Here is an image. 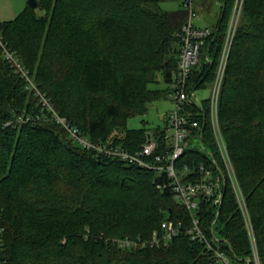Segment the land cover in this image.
<instances>
[{
  "label": "trees",
  "instance_id": "obj_1",
  "mask_svg": "<svg viewBox=\"0 0 264 264\" xmlns=\"http://www.w3.org/2000/svg\"><path fill=\"white\" fill-rule=\"evenodd\" d=\"M177 3L166 9L163 4ZM0 22V38L23 77L0 53V264H205L191 241L188 211L166 174L82 147L56 122L63 118L92 143L129 155L147 134L155 154L169 129L129 130L127 120L165 99L177 73L183 0H36ZM234 0H195V13L218 9L211 35L186 83L191 131L175 170L184 181L200 167L223 170L219 205L196 211L207 241L231 264H254L242 213L212 136L209 99L194 93L214 80ZM41 11L37 14L36 10ZM213 14V13H212ZM198 15V14H197ZM160 76L165 89H151ZM46 103V104H45ZM228 158L244 197L259 264H264V0H244L218 99ZM184 176V177H183ZM181 222L159 248L124 249L115 239H149L161 223ZM214 239L217 240L215 243ZM249 260V262H248Z\"/></svg>",
  "mask_w": 264,
  "mask_h": 264
},
{
  "label": "built area",
  "instance_id": "obj_2",
  "mask_svg": "<svg viewBox=\"0 0 264 264\" xmlns=\"http://www.w3.org/2000/svg\"><path fill=\"white\" fill-rule=\"evenodd\" d=\"M243 1L244 0H234L225 41L215 71L214 80L209 89V121L212 136L220 153L226 176L245 222V227L251 244L253 263L259 264L250 218L246 210L244 197L237 182L233 166L228 158L227 149L222 138L218 120L219 93L223 82L230 46L242 11ZM194 3L195 0H183V8L187 12V19L178 31L181 46L177 60V73L171 84L172 90L170 91L173 109L167 112L164 118L169 129L172 131V133L167 136L168 149L166 151L160 155L155 154L156 143L150 137L140 151L133 155H129L116 147L100 143H92L81 136L75 128L70 127L63 118H60L57 115H54V118L56 119V122L59 123L67 133H69L70 137L82 147L92 149L107 156L119 157L122 160H128L130 163H134L140 167L154 170L157 173L166 174V177L170 180V187L174 199L182 205L190 215L191 225L186 229V234L191 241L203 243L207 253L211 256V261L205 264H231L230 260L221 250L219 245H213V243L207 241L204 233L200 229L199 219L196 214L201 200H205L206 202L211 201L213 205L220 204L222 198L221 183L224 179L223 170L215 165L217 170L216 173H214V171H211L210 169L200 167L202 177L199 180L192 182L184 181V178L177 173L174 167L175 162L181 157L187 147V139L191 135V131L198 127V123L190 120L185 112V106L190 102V95L186 92V83L192 68L198 63L201 47L204 45L205 40L211 35V29L197 25L196 20L198 19V16L195 13ZM0 53L5 60L11 64V66L21 73L23 77L26 76L19 61L2 43L1 38ZM181 227V222L174 223L172 221H164L161 223L160 231L154 230L149 239L141 240L138 238L132 240L125 238L115 239L112 240V242L120 248L129 250L164 247L178 235ZM214 241L215 243L217 242L216 239H214Z\"/></svg>",
  "mask_w": 264,
  "mask_h": 264
},
{
  "label": "rangeland",
  "instance_id": "obj_3",
  "mask_svg": "<svg viewBox=\"0 0 264 264\" xmlns=\"http://www.w3.org/2000/svg\"><path fill=\"white\" fill-rule=\"evenodd\" d=\"M28 0H0V22L12 20L18 13H20L26 6ZM166 9H173L177 7V3H166L163 4ZM37 14L41 11L36 10ZM213 13V14H212ZM198 19L196 23L201 26L210 27L211 23L215 22L218 15V9H213L211 12L197 13ZM151 89H165L166 86L162 82L160 76L157 78V82L150 84ZM172 90V86L168 87ZM210 94L209 88L198 90L194 93L191 98L196 104H200L202 100L208 99ZM172 97L167 94L165 99L153 102L149 104L146 114L143 116H136L129 118L126 123V127L129 130L142 128V121L146 124L149 129H154L157 127L164 128L165 126V115L167 112L173 109ZM168 135L172 133L170 129H167Z\"/></svg>",
  "mask_w": 264,
  "mask_h": 264
},
{
  "label": "water",
  "instance_id": "obj_4",
  "mask_svg": "<svg viewBox=\"0 0 264 264\" xmlns=\"http://www.w3.org/2000/svg\"><path fill=\"white\" fill-rule=\"evenodd\" d=\"M27 6L32 8V9H36L37 7V3H36V0H28L27 1ZM151 137L150 133L147 134V139L149 140Z\"/></svg>",
  "mask_w": 264,
  "mask_h": 264
}]
</instances>
